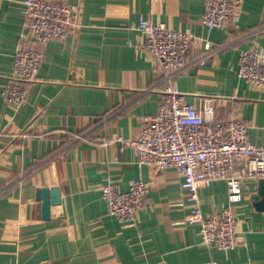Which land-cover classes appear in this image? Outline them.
<instances>
[{
	"label": "crops",
	"instance_id": "obj_1",
	"mask_svg": "<svg viewBox=\"0 0 264 264\" xmlns=\"http://www.w3.org/2000/svg\"><path fill=\"white\" fill-rule=\"evenodd\" d=\"M78 6L76 29L64 41L45 40L36 78L19 108L2 89L19 45L33 46L22 0H0V264H264V209L254 204L261 179L241 180L230 202L215 179L197 190L204 215L229 206L237 218L236 244L207 247L199 225L186 223L191 202L171 167L153 174L133 148L112 139L137 135L155 114L160 72L142 46L140 18L191 33L197 43L185 73L174 82L198 106L216 96L217 119L242 118L248 138L264 144V85L238 73L242 50L264 49V0H243L227 24L202 23L204 0H65ZM208 43V48L205 43ZM153 178L135 221L107 212L100 186ZM42 187H57L59 202L41 213Z\"/></svg>",
	"mask_w": 264,
	"mask_h": 264
},
{
	"label": "built area",
	"instance_id": "obj_2",
	"mask_svg": "<svg viewBox=\"0 0 264 264\" xmlns=\"http://www.w3.org/2000/svg\"><path fill=\"white\" fill-rule=\"evenodd\" d=\"M243 0H204L202 23L207 27L223 26L241 10ZM33 46L19 45L14 53L13 73L2 89L4 100L14 108L25 101L27 86L36 78L42 60L39 46L47 39L64 41L68 32L78 27V6L65 0H22ZM137 28L144 35L143 48L155 56L160 72V99L155 114L144 115L139 133L112 139L133 148L138 165L151 168L153 174L174 168L181 176V186L191 202L184 217L186 223H197L201 242L207 247L231 248L236 244L237 218L229 206L204 215L197 190L215 179L226 183L230 202L241 199L244 177L264 178V144L248 138V124L239 117L217 119L216 96H203L198 106L185 99L174 82L185 73L186 58L197 43L189 32L140 18ZM209 44L206 42L205 47ZM238 75L253 86L264 85V49L251 44L241 51ZM153 178L128 181L126 189L109 181L100 186L107 212L125 222L135 221L136 211L144 203ZM206 264H222L210 257Z\"/></svg>",
	"mask_w": 264,
	"mask_h": 264
},
{
	"label": "water",
	"instance_id": "obj_3",
	"mask_svg": "<svg viewBox=\"0 0 264 264\" xmlns=\"http://www.w3.org/2000/svg\"><path fill=\"white\" fill-rule=\"evenodd\" d=\"M41 201V213L44 218L49 216L51 204L59 202V191L57 187L47 188L42 187L39 190ZM254 204L258 209H264V178L260 180L257 192L253 195Z\"/></svg>",
	"mask_w": 264,
	"mask_h": 264
}]
</instances>
